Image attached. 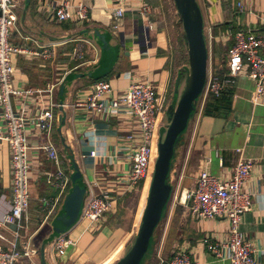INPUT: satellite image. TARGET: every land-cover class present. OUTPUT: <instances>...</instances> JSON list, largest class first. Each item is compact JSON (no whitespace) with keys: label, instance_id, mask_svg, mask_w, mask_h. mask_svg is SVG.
Listing matches in <instances>:
<instances>
[{"label":"crops","instance_id":"0c3cea01","mask_svg":"<svg viewBox=\"0 0 264 264\" xmlns=\"http://www.w3.org/2000/svg\"><path fill=\"white\" fill-rule=\"evenodd\" d=\"M62 1L65 0H17L16 21L9 36L12 43L29 50L13 58V85L19 90H34L11 98L14 111L24 119L30 164L29 207L22 218L25 231L24 236L19 231L16 244L21 248L27 243L34 250L31 256L17 260L16 264H109L112 259L117 261L123 256L133 243L130 244L133 228L113 222L118 203L129 193L139 192L137 216L140 203L148 193L149 176L133 188L126 186L130 171V161L126 158L128 135L138 132L139 122L127 109L101 116L77 106V102L86 99L99 79L108 81L115 95L124 93L133 82L149 81L155 87L160 112L164 115L159 125L162 134L163 118L169 116L179 97L180 86L177 92L174 86L178 68L170 66L169 39L151 18L155 10L143 17L137 10L146 0H126V10L118 18L113 15L117 0H68L73 5L84 2L89 6V18L79 23L52 18V7ZM196 1L202 13L211 66L222 63L230 44L226 32L231 27L263 28L259 16L264 15V0L244 2L243 10H239L236 0ZM88 27H98L108 33L112 48L109 54L102 53L92 34L82 32ZM42 51L49 55H42ZM253 87V82L240 74L230 88V110L226 117L203 116L202 108L198 111L195 108L191 114L171 160L168 173L171 193L162 212L161 227H155L140 264H156L160 257L171 258L178 250L204 264H231L206 246V241L220 244L227 240L228 221L193 216L186 202L203 168L204 157H212L209 171L213 175L227 177L238 157L236 148H242V155L253 161L244 185L251 193L253 205L243 215L239 228L250 242L257 264H264V106L251 103ZM44 112L53 115L48 129L34 124V117ZM203 117L206 120L202 122ZM48 143L56 148L57 161L48 157L43 148ZM215 149L221 151V163L215 157ZM73 164L82 175L86 193L88 186L95 193L106 191L115 198V206L92 225L78 218L64 232L74 243L60 256L52 245L55 237H51L52 220L63 210L71 180L62 189L55 174L62 172L70 178ZM10 179L9 147L0 140V215L9 208ZM44 198L55 202L50 212L49 206L42 203ZM0 234L3 236L0 244L9 248L13 240L11 232L0 228Z\"/></svg>","mask_w":264,"mask_h":264},{"label":"built area","instance_id":"2783aa9c","mask_svg":"<svg viewBox=\"0 0 264 264\" xmlns=\"http://www.w3.org/2000/svg\"><path fill=\"white\" fill-rule=\"evenodd\" d=\"M254 0H236L239 10H243L244 2L252 3ZM126 0H117L113 15L115 18L123 16L127 4ZM17 0H0V119L3 126L0 127V140L7 142L10 151V202L9 208L0 215V228L11 232L13 240L9 242V248H3L0 244V264H16L17 260L29 257L34 253L27 243L19 248L16 239L22 227V218L27 214L29 207L28 171L27 159L28 144L25 137L24 119L13 109L11 98L22 93H32L34 90H19L13 85L14 74L13 58L16 54L27 52L23 46L12 43L9 36L16 21ZM89 6L84 2L73 5L68 0L62 1L52 7V18L57 21L74 20L83 22L89 18ZM141 17L151 13L152 9L147 2H141L138 7ZM259 19L263 28L252 29L239 27L228 30L226 36L233 40L227 48L225 57L213 71L209 65L205 84L201 93L202 106L210 96L219 97L234 84L240 74H245L253 82V90L250 101L253 105L264 106V15ZM79 51V48H76ZM47 56V51H42ZM76 54V52H73ZM44 91V90H37ZM77 106H83L94 115H113L122 109L133 113L139 122L138 132L128 135L126 158L130 161V171L127 177L128 188L135 187L141 180L147 178L153 171L154 161L157 157V143L161 135L160 103L155 93L154 85L149 81H137L131 83L120 95L113 93L110 83L106 80H98L93 84V89L85 100L78 101ZM53 115L44 112L34 117V124L39 128H49ZM48 157L58 160L57 150L48 143L43 146ZM237 160L227 177L215 176L210 171L212 157H204L203 168L199 171L195 185L188 193L186 202L187 210L193 216L203 218H224L229 224V236L223 243L217 244L206 241L207 248L220 258L228 259L231 264H257L254 250L248 240L240 231L239 225L243 215L253 205L251 193L244 188L253 167V161L242 155V148H236ZM215 157L221 163V151L215 149ZM55 178L58 185L64 189L70 178L68 175L57 172ZM85 193L79 218L88 221L92 225L104 218L106 213L112 211L115 206V198L106 191L95 193L88 186ZM42 203L52 210L55 202L42 199ZM13 224L15 227L11 228ZM0 238L3 236L0 234ZM73 240L65 233L54 237L52 245L56 253L62 256L68 247L73 245ZM157 264H204L198 260H192L183 250H178L171 258L160 257Z\"/></svg>","mask_w":264,"mask_h":264},{"label":"water","instance_id":"95a60500","mask_svg":"<svg viewBox=\"0 0 264 264\" xmlns=\"http://www.w3.org/2000/svg\"><path fill=\"white\" fill-rule=\"evenodd\" d=\"M173 2L182 23L187 43L188 74L176 105L169 113V123L163 129V135L157 143L158 154L154 161L138 231L128 250L112 264H140L146 254L150 238L170 197L171 185L168 183V173L177 140L186 129L188 120L196 108L207 76L208 50L203 33L200 7L196 0H173ZM82 32L90 33L98 40L103 54L111 52L108 33L101 31L98 27H88ZM73 170L70 175L71 189L64 198L63 210L52 220L53 233L51 237L66 232L79 218L86 188L81 182L82 175L76 164H73ZM10 227L14 228L15 226L11 224ZM43 264L45 263L43 262Z\"/></svg>","mask_w":264,"mask_h":264},{"label":"rangeland","instance_id":"374dc122","mask_svg":"<svg viewBox=\"0 0 264 264\" xmlns=\"http://www.w3.org/2000/svg\"><path fill=\"white\" fill-rule=\"evenodd\" d=\"M146 2L151 6V9L155 10V12H153V14L151 15V18L156 21L158 28L162 29L166 33L169 39V44H170L169 56H170V64H171L170 66L173 69H177L180 65L185 64L188 68L189 61H188V53H187L188 52L187 43L185 40H183L185 38V36L183 38L184 31L173 0H147ZM186 58H187V64H186ZM209 65L211 66V61L208 59V67ZM219 65H221V62L217 63V66ZM185 80L180 84L178 95L181 94L185 86ZM201 105H202V97L200 95L196 103L197 111L201 108ZM161 116L163 117L164 115L162 114L160 115V117ZM163 120H164L163 126L165 125L163 128H166L169 123V116L164 117ZM205 120L206 118L203 117L202 122ZM159 134L161 136L163 135L161 133ZM151 176L152 175L150 173L148 182H150ZM144 198H146V196ZM144 198L141 201L140 206L138 208L137 216H135V214L137 210L136 204L138 203L139 192L129 193V195L121 199L113 215L114 218L113 222L115 223V225L123 226L126 228H133V236L131 238L130 244L133 242V239L140 225V219L144 208L143 205H145ZM161 221H159V223L157 224L159 226L158 228L161 227ZM24 231H25V222L23 221L22 227L20 229L21 236H24ZM114 261L115 259H112L111 261H109V264H111Z\"/></svg>","mask_w":264,"mask_h":264},{"label":"trees","instance_id":"16d2710c","mask_svg":"<svg viewBox=\"0 0 264 264\" xmlns=\"http://www.w3.org/2000/svg\"><path fill=\"white\" fill-rule=\"evenodd\" d=\"M224 25H226V23ZM235 29L236 28L231 27V30L234 31ZM183 38H184V35H183ZM183 40H185V38ZM229 42L230 44L227 46V48L232 44L233 40L230 38ZM186 64H187V58H186ZM212 68H213V71L216 72L217 64L212 63ZM187 72H188V68L185 64H182L178 67L176 78L174 81L176 92L180 84L186 79ZM231 94H232L231 90L228 89L227 91H224L219 97H214V96L208 97L202 107V115L209 116V117H226L230 110Z\"/></svg>","mask_w":264,"mask_h":264}]
</instances>
